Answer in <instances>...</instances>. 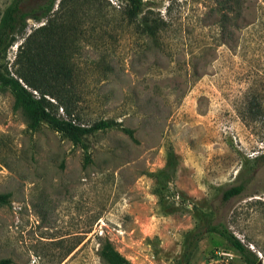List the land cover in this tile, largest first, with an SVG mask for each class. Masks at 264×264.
<instances>
[{
	"label": "rangeland",
	"instance_id": "374dc122",
	"mask_svg": "<svg viewBox=\"0 0 264 264\" xmlns=\"http://www.w3.org/2000/svg\"><path fill=\"white\" fill-rule=\"evenodd\" d=\"M11 1L0 0V18ZM143 1L144 13L164 21L158 35L92 12L67 43L81 123L121 128L75 144L45 122L31 129L0 90V194L9 196L0 260L106 264L99 250L108 240L131 264H179L192 233L221 220L264 264V158L255 162L264 117L250 111L256 103L264 115V0H244L246 28L233 42L222 38L214 0ZM44 22L29 20L0 53L9 72ZM247 179L245 193L215 215L222 191ZM186 264L245 263L205 236Z\"/></svg>",
	"mask_w": 264,
	"mask_h": 264
},
{
	"label": "trees",
	"instance_id": "16d2710c",
	"mask_svg": "<svg viewBox=\"0 0 264 264\" xmlns=\"http://www.w3.org/2000/svg\"><path fill=\"white\" fill-rule=\"evenodd\" d=\"M114 1L120 3L118 8L113 7L110 0H42L33 7L28 5V0H12L3 11L0 18V53L12 46L17 37L25 34L29 20L36 23L45 21L20 45L13 62V72H9L0 64V90L12 93L14 108L22 111L31 129H36L40 123L45 122L66 134L73 143L81 144L85 136L114 127L121 128L120 123L109 119L89 124L81 123L78 100L69 89L71 75L67 66V43L69 37L75 34L72 25L92 12V18H102L107 23L116 22L120 16L121 22L126 25L138 24L141 32L148 36L160 33L164 21L144 13L146 7L143 0ZM214 1V12L222 38L226 42L237 39L239 41L241 36L237 37L236 32L246 28L243 26L244 0ZM59 110L61 114L58 113ZM250 111L254 118L264 117L256 103ZM84 150L86 151V147ZM262 158L264 155L257 157L255 162L258 164ZM250 182V179H247L223 190L213 204L214 214L234 198L242 196ZM8 197L7 194H0V204H6ZM205 236L212 238L214 246L225 244V247L237 253L245 264H262L259 254L238 239L221 220H214L192 233L183 249L179 264L188 263L193 249ZM99 256L106 264H131L108 240L102 243ZM0 264H11V261L2 259Z\"/></svg>",
	"mask_w": 264,
	"mask_h": 264
},
{
	"label": "water",
	"instance_id": "95a60500",
	"mask_svg": "<svg viewBox=\"0 0 264 264\" xmlns=\"http://www.w3.org/2000/svg\"><path fill=\"white\" fill-rule=\"evenodd\" d=\"M261 263H262V261H261Z\"/></svg>",
	"mask_w": 264,
	"mask_h": 264
}]
</instances>
